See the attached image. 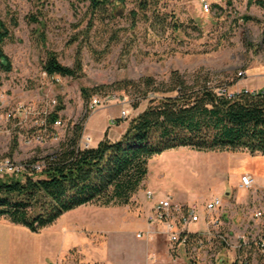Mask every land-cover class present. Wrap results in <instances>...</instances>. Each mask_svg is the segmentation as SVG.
I'll use <instances>...</instances> for the list:
<instances>
[{
	"label": "rangeland",
	"instance_id": "374dc122",
	"mask_svg": "<svg viewBox=\"0 0 264 264\" xmlns=\"http://www.w3.org/2000/svg\"><path fill=\"white\" fill-rule=\"evenodd\" d=\"M258 1L264 3V0H231V5L226 4L227 0H147V10L141 12L136 0H123L116 6L114 18L96 19L90 24L86 0H0V21L10 33L2 50L11 67L9 72L0 70V110H10L18 103L42 108L51 101L64 107L58 113L63 122L58 141L28 143L26 126L10 132V123L2 121L0 160L11 158L23 163L46 156L72 139L78 129L80 144L84 135L91 137L92 145L103 134L110 141L115 140L123 123H129L149 103V98H143L144 87L138 85L146 77L159 84L167 81L173 71L189 82L197 76H218L228 84L231 93L264 92V8ZM132 11L136 13L134 20ZM243 16L251 19L242 20ZM47 53H54L58 62L68 68L80 60L77 77H48L42 70ZM82 90H87L89 97L97 91L126 97L128 117L118 118L121 110L118 105L88 112L89 98H83ZM14 137L17 148L11 154ZM243 155L179 148L149 161L147 180L155 185L158 194L169 195L180 203H204L217 197L229 204L220 209L219 229L227 236V246L217 240L202 247L192 244L190 249L181 248L170 256L162 237L155 235L147 241L148 228L137 227V231H142L138 241L146 243L141 247L156 253L157 264L235 262L237 252L232 245L238 244L239 235L250 231L253 223L249 217L255 209L250 206V211H243L242 207H233L234 203L224 193L234 192L230 188L231 170ZM257 168L259 176H263L264 165ZM237 194L248 200L251 197L241 190ZM139 206L137 199V203L123 207H80L65 213L39 233L0 218V245H12L0 261L79 264L77 247L58 256L59 245H99L105 237L100 230L111 235L115 225L120 224H125L129 232L135 228L131 222L145 220V212L139 211ZM138 253L139 247L137 257ZM242 254L251 264H264V256L254 245ZM92 255L106 263L119 262L108 259L101 250L94 249ZM140 260L144 262V255L140 254Z\"/></svg>",
	"mask_w": 264,
	"mask_h": 264
},
{
	"label": "trees",
	"instance_id": "16d2710c",
	"mask_svg": "<svg viewBox=\"0 0 264 264\" xmlns=\"http://www.w3.org/2000/svg\"><path fill=\"white\" fill-rule=\"evenodd\" d=\"M86 1L90 24L96 19L114 18L116 6L123 3ZM136 1L139 10L145 12L147 0ZM226 4L231 5V0ZM257 4L264 8L262 1ZM131 17L134 20L136 13L132 11ZM7 38L10 33L0 21V70L4 72L11 70L2 50ZM42 70L48 77L74 79L81 65L77 60L73 68L65 67L54 53H47ZM138 85L144 87L143 98H149V103L129 121L118 140L110 141L105 136L95 147L81 148L78 129L51 154L29 162H43L41 172L1 181L0 218L39 233L82 206H127L147 178L149 161L169 150L189 148L264 157V92L242 90L228 97L220 94L227 91L228 84L218 76H197L189 82L175 71L165 82L158 84L146 77ZM82 96L88 99V91L82 90ZM63 109L59 102L49 116V125ZM16 148L14 137L10 153Z\"/></svg>",
	"mask_w": 264,
	"mask_h": 264
},
{
	"label": "built area",
	"instance_id": "2783aa9c",
	"mask_svg": "<svg viewBox=\"0 0 264 264\" xmlns=\"http://www.w3.org/2000/svg\"><path fill=\"white\" fill-rule=\"evenodd\" d=\"M204 9H208L206 4H204ZM243 91L248 92V90ZM239 92L231 93L228 90H222L220 94L232 97L233 94ZM128 104V99L124 96L115 93L97 92L89 97L87 111L93 113L99 109L118 105L121 107L118 118L124 120L128 117V110H126ZM56 106V101H51L48 106L46 104L42 108L18 103L10 110H0V124L4 120L8 121L10 132L20 130L19 127L24 128L26 126L28 132L25 140L28 143L32 140L38 143L46 140L58 141V131L63 126L61 118L55 120L53 124H48L49 116L54 112ZM91 144V137L84 135L79 145L81 148H89ZM30 161L20 163L13 161L11 158L0 160V182L6 178L21 177L23 179L41 172L44 167L43 162L29 163ZM254 185L255 180L251 175L243 174L240 176L238 189L247 191L252 189ZM145 198L150 203L149 213L146 217L148 225L146 240H151L155 235L162 237L170 256L176 255L181 248L190 249L192 244L202 247L210 241L217 240L220 244L227 246V236H224L219 230L222 225L220 219L222 216L220 212L222 200L220 198L214 197L204 203H180L174 201L169 195L158 194L150 190L145 191ZM262 219L263 213L254 211L250 231L239 235L237 237L238 244L232 245V248L236 249L237 252L235 260L237 264H251L249 259L242 254L250 245L258 247L262 256H264V221ZM136 237L142 238V234L138 233ZM145 264H157L155 252H147ZM208 264L215 263L209 262Z\"/></svg>",
	"mask_w": 264,
	"mask_h": 264
},
{
	"label": "crops",
	"instance_id": "0c3cea01",
	"mask_svg": "<svg viewBox=\"0 0 264 264\" xmlns=\"http://www.w3.org/2000/svg\"><path fill=\"white\" fill-rule=\"evenodd\" d=\"M255 92H262V91L256 90ZM127 125H128L127 122L123 123L122 131L118 134V137L112 141H116L119 139L123 131L127 128ZM104 137L105 135L103 134L102 138H100L94 145L91 144V147H95L98 144V142H100ZM107 138L110 140V137H107ZM236 163L237 164L236 166L232 168L231 175H230V178L232 179L230 188L234 190V192L232 191L226 192L224 193V196L228 198V200L231 199V201L234 203L233 207L238 206V207L244 208L243 211L244 210L250 211L249 209L250 206H253L255 210H253L252 213L254 211H261L263 213L262 221H264V175L259 176L260 174H258L259 172L257 170L258 169L257 167L260 164L264 165V157H261V156L253 157L248 154H244L243 158L238 159ZM243 174H249L255 180V185L252 187V189L247 190V191L241 190L243 194L248 193V192L249 194H251V197L249 200L244 198L243 195L239 196L237 194L238 191H240V189H238V186L240 184V176ZM154 186L155 185H151L146 178V180L143 182L139 191L132 198L131 202H136V203H137V199H139V203H140L139 211L141 210L142 213L145 212V220H143L140 223L138 221L131 222V224L135 226L134 229L129 230L128 232L125 224L115 225L117 227L114 228L113 230L114 232L111 235L106 233V230L99 229L105 235V237L103 238V241L99 245H91V244L90 245H64L63 247L59 245L60 247L59 249L61 250V253L58 254V256H62L63 254H65V252L70 250V248L74 249L77 247V249L79 250L78 253L80 254L79 264H114L112 262L106 263L104 261L95 259L93 257L94 255H92V253H94V249L101 250L102 252L106 253L108 259L119 261L118 263H115V264H145V260L144 262L140 260V254L144 255L146 259L147 252L145 248L141 247V245H146V243H140L138 240L141 238H137L136 235L140 233L141 231V230L137 231V227L140 226L144 229L148 228V225L146 223V217L149 213L150 203L145 198V191L150 190V191L156 192L157 188H155ZM210 199L212 198H208V200ZM227 204H228L227 201L222 200V206L225 207ZM87 206H92V205H87ZM82 207H85V206H82ZM251 219H252V215L249 217V220ZM122 220L125 221V218H123ZM80 228L87 229L86 227H83V226H81ZM82 238L85 241H87L85 237H82ZM10 246L12 245H0V260L4 259L5 253H7ZM138 247H139V253L137 257ZM89 249H91V251ZM90 252L92 253L89 254ZM0 264H6V263L0 261ZM39 264H45V263H39Z\"/></svg>",
	"mask_w": 264,
	"mask_h": 264
}]
</instances>
